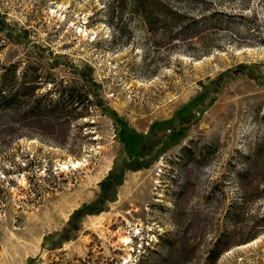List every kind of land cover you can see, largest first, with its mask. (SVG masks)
Segmentation results:
<instances>
[{"label": "rangeland", "instance_id": "obj_1", "mask_svg": "<svg viewBox=\"0 0 264 264\" xmlns=\"http://www.w3.org/2000/svg\"><path fill=\"white\" fill-rule=\"evenodd\" d=\"M11 62L90 105L0 111V264H264V0H0Z\"/></svg>", "mask_w": 264, "mask_h": 264}, {"label": "trees", "instance_id": "obj_2", "mask_svg": "<svg viewBox=\"0 0 264 264\" xmlns=\"http://www.w3.org/2000/svg\"><path fill=\"white\" fill-rule=\"evenodd\" d=\"M152 3H155L152 1ZM158 4V2H157ZM132 5L137 6L138 0H132ZM178 16L179 22L182 19L191 18L183 12H175ZM18 62H11L1 67L0 72V111L6 110L10 107L18 106L23 98L32 99V104L28 108V112L39 111L41 113H47L54 108L65 109L73 111L76 107L72 106L74 103H82L83 111H85L90 104H88L89 96L87 91L81 93L71 86H64L60 88L59 94L55 100L45 99L46 94L49 93L50 88L43 95L37 96L34 94L35 90L43 84L44 81H39L36 69L28 65L23 70H19ZM79 97L81 99L77 100ZM78 113V112H77ZM220 251V250H217Z\"/></svg>", "mask_w": 264, "mask_h": 264}, {"label": "bare ground", "instance_id": "obj_3", "mask_svg": "<svg viewBox=\"0 0 264 264\" xmlns=\"http://www.w3.org/2000/svg\"><path fill=\"white\" fill-rule=\"evenodd\" d=\"M75 168H77V167H79L80 166V162L79 161H73L72 163H71ZM62 168H68V166L65 164V163H63L62 164ZM125 242H127V241H129L130 240V238L128 237V236H125V237H123L122 238ZM259 239H255V240H253L252 241V243H254V242H257ZM250 244V243H249Z\"/></svg>", "mask_w": 264, "mask_h": 264}]
</instances>
